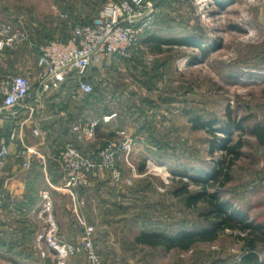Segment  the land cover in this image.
<instances>
[{"label": "rangeland", "instance_id": "rangeland-1", "mask_svg": "<svg viewBox=\"0 0 264 264\" xmlns=\"http://www.w3.org/2000/svg\"><path fill=\"white\" fill-rule=\"evenodd\" d=\"M108 1L82 0L78 9L79 0H70L73 7L68 9L85 13L83 20L89 21ZM58 2L0 0V20L30 36H34L30 32L31 27L35 28L32 24L40 29L34 45L23 43L0 51V76L21 73L17 65L33 68L37 52L34 46L54 36L57 28L68 27L58 21ZM152 33L162 37L195 35L207 55L187 45L158 53L146 42ZM141 42L140 52L130 61L106 59L99 65L94 91L73 100L76 107L58 104L59 109L67 110L65 121L84 124L90 119L100 120L93 140L75 143L87 156L93 157L96 148L118 129L125 128L143 141L133 147L119 180L104 171L91 186L81 192L65 191L68 195L62 194V188L53 190L47 185L53 193L56 220L69 236L75 235L73 224L92 227L102 264H128V259L136 264H212L214 260L217 264L230 260L240 254L241 243L227 231L215 242L198 244L189 251L141 247L133 243V238L142 229L204 223L198 209L185 207L184 196L172 194L187 181L185 174L198 176L200 170H209L223 156L219 149L210 152L211 143L220 134L196 128L193 118L226 122L230 109L233 116L243 119V155L232 167L233 180L225 187L226 198L240 207L249 187L264 180V144L250 131L257 124L264 125V0H233L223 9L214 0H157ZM112 112L117 116L104 121V116ZM240 134L234 130L233 139ZM141 165L143 170L139 169ZM189 188L198 189L192 184ZM259 204L252 215L261 216L264 207ZM39 219L40 232L44 223ZM26 251L31 253H23ZM258 252L264 258V244ZM32 253L39 257L40 264L47 258L56 261L45 246L40 251L34 248ZM9 254L12 257L0 256V264H16L13 257L22 264H33L25 256ZM70 263L88 264L83 253L72 257Z\"/></svg>", "mask_w": 264, "mask_h": 264}, {"label": "built area", "instance_id": "built-area-1", "mask_svg": "<svg viewBox=\"0 0 264 264\" xmlns=\"http://www.w3.org/2000/svg\"><path fill=\"white\" fill-rule=\"evenodd\" d=\"M156 3L157 0H109L91 23L73 25L67 40L55 38L40 45L34 81L23 73L0 76V119H17L21 108L29 110V118L38 112L33 118L32 134L42 142L45 141L42 122L53 118L51 114H40L45 108L46 96L59 90L67 80H72L69 98L78 100L81 94H89L93 90L91 81L87 79L91 68L113 56L128 59L137 56L142 47V36L152 21ZM29 40L27 32L0 20V51L15 49ZM116 116L117 113L112 112L104 116V121ZM99 121L90 119L84 124L73 122L69 129L75 134V141L66 140L57 153L47 155V159L58 164L62 176L61 186L65 191L91 186L103 176L104 171L119 180L123 165L129 163L133 147L143 141L142 137L136 139L125 128L118 129L96 152V158L87 156L75 143L93 140ZM18 130L15 124L8 141L0 142V175L11 155L9 142L18 138ZM15 154L22 160L25 169L31 168L39 155L35 147L24 142ZM39 197L38 217L44 225L36 236L34 248L40 251L45 246L51 250L56 264H72L70 259L81 253L86 256L88 264H102L93 241V228L85 225L82 237L76 242L64 240L54 214L52 190L49 187L40 189ZM3 206L4 193L0 190V210ZM235 262L231 259L217 264Z\"/></svg>", "mask_w": 264, "mask_h": 264}, {"label": "trees", "instance_id": "trees-1", "mask_svg": "<svg viewBox=\"0 0 264 264\" xmlns=\"http://www.w3.org/2000/svg\"><path fill=\"white\" fill-rule=\"evenodd\" d=\"M214 1L220 9L225 8L228 4L233 2V0ZM91 22L92 20H89L87 22L83 21L81 24H89ZM69 36L70 31L68 32V35L64 40H67ZM29 38L30 40L28 42H25V44L27 46H29L30 44L34 45V42H36V38L30 35ZM52 39L54 38L47 37L42 42L34 46V48H36L37 50V58L39 46ZM146 42L149 43L151 48L158 53H163L167 50H171V48L174 46L187 45L200 48L202 50L203 56L206 57L207 55L206 49L202 48L203 44L201 40L198 39V37H196L195 35H191L189 37H162L158 34L152 33L150 36L146 37ZM130 59L116 56L110 57V60L114 61H130ZM105 61L106 60H104L101 64H103ZM98 73H100L99 66H95L90 69L87 79L91 81L92 85L94 83V77ZM71 85L72 80H67L62 84L59 90H56L54 92H56L57 95L60 93L68 94ZM93 91L94 85L92 92ZM92 92L87 95H91ZM85 103H89L88 99L85 100ZM226 114V122L223 121L221 123H219V120L217 119L202 121L199 116L192 119L195 122L196 128H204L213 135L220 134L221 137H216L215 140L211 143L210 152L214 153L219 149L220 151H222L223 156L219 160L214 161L213 166L209 170H200L198 176L185 174L184 177L187 179V181L182 182L183 180H180L182 182V186L172 192L174 197H185L184 205L188 209H198L199 217L204 223L201 225L179 227L175 229L173 227L172 229L162 227L142 229L133 238L134 244L149 246L151 248L162 247L167 251L172 249L189 251L198 244L215 242L221 234L225 233L227 230H230L237 240L243 241L244 243L245 253L241 257L242 262H244V264H264V258H261L258 252L259 245L264 244V223L251 221L247 213L243 212L234 204V202H232V200L224 196L225 187L233 180L232 167L234 163L243 155L242 148L245 145L244 139L241 136L245 130L243 119H239L237 116H233L232 110L230 109ZM215 124H219V126L214 128L213 126ZM234 130L241 133L236 140H234L232 137ZM250 131L258 139L260 144H264L263 124H257L253 126ZM112 135L113 134H111V136ZM100 148L101 147L96 148L93 158H96V152ZM52 164L53 169H55L54 171L56 172L57 170L60 175L61 171L58 164L56 162H52ZM139 169L143 170L144 165H141ZM190 184L197 186L198 189L193 190L189 188ZM81 190L82 189H80V192ZM28 205L29 204H27V206ZM31 230L33 229H30L28 235H30L31 232L33 233L35 231V229L33 231ZM12 243H9L10 248H8V251H12L17 255L26 256L24 257L27 259L26 261H31L33 264H40L39 257L33 255L32 253V247L16 249L12 248ZM23 250H31V253L26 251V253L24 254ZM13 260L16 264H22L21 261L14 257ZM216 262L217 260H214L211 263L215 264ZM41 264H56V261H51L50 258H47L43 260Z\"/></svg>", "mask_w": 264, "mask_h": 264}, {"label": "crops", "instance_id": "crops-1", "mask_svg": "<svg viewBox=\"0 0 264 264\" xmlns=\"http://www.w3.org/2000/svg\"><path fill=\"white\" fill-rule=\"evenodd\" d=\"M58 1V6L60 5L59 7L61 8L59 14L57 15L58 21H60V23L62 22L64 24H67L68 27L66 28L63 26L62 29L57 28L55 34L60 35L55 36L54 34V36L51 37H53L54 39L58 38L64 40L73 25L82 23L84 21L83 18L85 17V13L73 11L70 8L68 9V6L73 7V5L68 3L70 0ZM81 3L82 0H79L80 5L78 6V9L81 7ZM83 3L85 4L86 2ZM64 7H66V9ZM102 8L103 6L98 10L93 19L90 20L93 21L99 15ZM58 21L56 20L57 24L62 25L58 23ZM32 25L36 28L35 23ZM35 28L31 27L30 32L34 35V37H37L36 34L40 31V29L37 28L38 30H36ZM47 37H45L44 39H46ZM36 65L37 52L33 63V68L28 69L25 67H20L18 65L16 66V68L21 73L28 75L34 81ZM68 94L60 93L57 95L56 92H51L46 96L44 103L45 108L42 112H40V114H51L53 115V120H46L42 122V128L45 132V141L43 142L41 141V139L32 134L33 118L38 112L29 118V110L21 108L18 110L19 113L17 119L11 117L0 119V142L8 141L10 131L13 126H15V124L17 126V129L20 130L18 138H16L13 142H9L11 155L7 159L2 170V174L0 175V190L4 193L5 205L4 208L0 210V256H2V254L10 257L12 256L11 254H9V252L12 251H8V248H10L9 243L12 242V248L18 249L24 247H32L34 249V242L37 234L39 233L40 222V219L38 217V209L40 204L39 191L40 189L45 188L47 185L52 187L53 190H59V188H62V176L61 174L59 175V172L57 170L56 172L54 171L55 169H53L52 164V162L54 161L47 159V155H53L57 153L66 140L75 141V134L72 133L69 129L71 123L73 122H71L70 120L65 121L66 116L64 115L66 114L65 112L67 110L63 107H61V109H59L58 107V104L61 103V105H63L64 102L67 103V105H73L76 107L77 103L70 99L68 97ZM25 118H28L25 124L20 126L21 122ZM22 142H24L28 146L35 147L39 154L38 157L35 158V161L31 168L29 169L23 168L22 160L15 154L16 150L21 146ZM40 179H43L44 182L40 181ZM61 190L63 195H68L65 192L64 188H62ZM248 190L249 191L246 192L245 195H241L243 197V202L239 208L243 212L248 214L251 221L264 223V209L261 213V216L252 215L251 213L257 203H260L259 206L264 207V180L253 184L251 187H249ZM251 190L254 191L252 192ZM78 192H80V190ZM80 199H82L81 196ZM256 199H258L259 202H256ZM27 204L29 205L27 206ZM36 225L38 227H36ZM73 225L76 227V229H74V236L67 235L65 233V226L63 225V227H61L60 225V232L64 240L69 242H76L82 237L84 227H81L80 225L77 226V223ZM30 226L33 230L35 229V231L33 233L31 232V234L28 235L31 229ZM238 242L241 243V252L240 254L235 255V257L232 259L236 260L235 264H244V262H242L241 260V257L245 253V246L243 241L238 240ZM140 246L143 247L144 245ZM148 254L149 253L145 255ZM145 258H147V256H145ZM24 259L27 260L26 258ZM136 262H132V260L128 259V264H136Z\"/></svg>", "mask_w": 264, "mask_h": 264}]
</instances>
